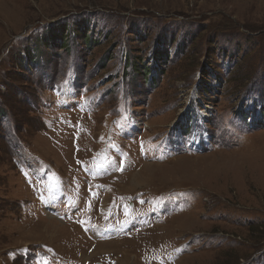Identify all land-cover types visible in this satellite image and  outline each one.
Listing matches in <instances>:
<instances>
[{
    "label": "rangeland",
    "instance_id": "1",
    "mask_svg": "<svg viewBox=\"0 0 264 264\" xmlns=\"http://www.w3.org/2000/svg\"><path fill=\"white\" fill-rule=\"evenodd\" d=\"M0 264H264V0H0Z\"/></svg>",
    "mask_w": 264,
    "mask_h": 264
},
{
    "label": "bare ground",
    "instance_id": "2",
    "mask_svg": "<svg viewBox=\"0 0 264 264\" xmlns=\"http://www.w3.org/2000/svg\"><path fill=\"white\" fill-rule=\"evenodd\" d=\"M52 223H54V222L52 221Z\"/></svg>",
    "mask_w": 264,
    "mask_h": 264
}]
</instances>
